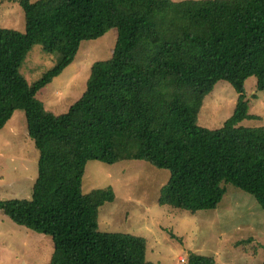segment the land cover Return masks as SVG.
I'll use <instances>...</instances> for the list:
<instances>
[{"label":"trees","instance_id":"trees-1","mask_svg":"<svg viewBox=\"0 0 264 264\" xmlns=\"http://www.w3.org/2000/svg\"><path fill=\"white\" fill-rule=\"evenodd\" d=\"M26 31L0 28V129L19 110L39 150L29 199L0 201L16 223L50 234L49 264H155L146 238L98 229L112 187L82 190L89 160H145L167 170L158 204L191 213L215 210L231 184L264 210V125L248 113L245 83L264 90V0H21ZM118 32L111 57L92 65L82 97L61 114L37 93L71 64L83 41ZM40 42L61 53L41 80L20 73ZM219 81L239 93L218 129L196 123ZM186 264H216L190 251ZM264 264V260L263 263Z\"/></svg>","mask_w":264,"mask_h":264},{"label":"rangeland","instance_id":"rangeland-1","mask_svg":"<svg viewBox=\"0 0 264 264\" xmlns=\"http://www.w3.org/2000/svg\"><path fill=\"white\" fill-rule=\"evenodd\" d=\"M21 0H0V28L26 31ZM36 2L38 0H31ZM179 1V0H172ZM118 32L83 41L73 62L37 93L44 106L61 114L84 94L92 65L111 57ZM36 42L28 51L20 73L30 85L38 82L61 59ZM249 100L245 126L264 125V90L257 79L245 83ZM239 93L219 81L203 101L196 123L209 129L222 127L237 107ZM39 173V150L27 133L26 113L17 111L0 129V201L29 199ZM169 178L167 170L145 160H121L113 165L89 160L82 190L112 187L115 200L98 209V229L143 236L147 259L155 264H186L192 251L213 256L216 264H262L264 260V210L255 197L227 184L215 210L191 213L158 204L159 189ZM54 251L50 234L20 225L0 211V264H49Z\"/></svg>","mask_w":264,"mask_h":264}]
</instances>
